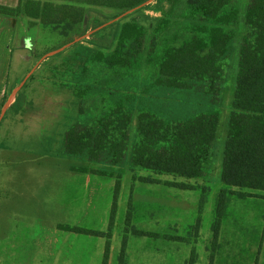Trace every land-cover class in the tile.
I'll list each match as a JSON object with an SVG mask.
<instances>
[{"label": "trees", "instance_id": "trees-1", "mask_svg": "<svg viewBox=\"0 0 264 264\" xmlns=\"http://www.w3.org/2000/svg\"><path fill=\"white\" fill-rule=\"evenodd\" d=\"M235 2L236 0H20L17 8L0 6V16L18 20L23 24L26 34L28 30L34 32L40 29L44 36H48L45 37L46 54L58 51L49 58H62L68 53L63 60L66 65L63 72L76 73L80 84L75 87L65 83L63 86L74 89L77 98L83 100L89 94L99 93L108 99L109 105L105 107V111L86 116L69 128L64 139L66 155L109 166L124 165L129 158L131 166L135 168L156 174L200 179L206 176L218 139L221 116L219 111L212 109L218 103L219 86L229 69V59L234 51L236 33L230 28L237 25L240 19V10ZM181 4L186 8L188 20L193 24L190 27L193 35L179 47L166 48L159 64V76L141 86L142 99L138 104L135 98L125 94L133 89L127 82L119 81L117 84L104 86L97 80L93 83L89 81V75H92L98 65L108 70L138 68L145 49L148 29L136 17L122 25L119 20L108 27H104L105 24L126 15L128 17L139 12H154L163 18L156 29V32H162ZM94 9H107L112 15L107 22H103L93 18L91 11ZM244 21L248 34L243 39L240 50L237 88L227 126L221 182L228 187L264 192V0H250ZM108 30H111L110 33ZM28 35L33 37L32 34ZM77 38L82 40L77 41ZM152 44L155 45V41ZM35 56L38 60L44 57ZM47 62L46 59L43 64ZM99 74L103 80H109L108 74L101 71ZM17 86L0 101V127L3 108ZM194 87L204 96L197 104L176 105L178 117L167 118L156 111L168 103L171 98L169 93H186ZM22 98L23 95L19 92L11 106L12 110L19 106ZM191 110H194L193 115L181 118L182 114ZM136 112L138 125L130 151ZM81 114H85L83 108ZM141 180L155 181L148 178ZM172 184L182 189L194 188L186 184ZM120 188L121 184L118 182L108 233L61 226L78 234L107 237L103 264H109ZM228 193L227 189H223L219 195L213 226V251L218 247ZM206 201L203 194L200 213H203ZM130 219L131 213L128 214V222ZM200 224L201 218L197 230ZM134 234L148 236L138 230ZM171 239L186 241L182 237ZM127 245L125 237L121 264L125 261ZM214 259L213 254L210 264L214 263ZM190 264H194V256Z\"/></svg>", "mask_w": 264, "mask_h": 264}, {"label": "rangeland", "instance_id": "rangeland-1", "mask_svg": "<svg viewBox=\"0 0 264 264\" xmlns=\"http://www.w3.org/2000/svg\"><path fill=\"white\" fill-rule=\"evenodd\" d=\"M235 3L240 10V19L237 25L230 28L236 33L234 51L229 59V69L219 86L218 103L214 104L212 109L220 112L221 121L214 158L206 170V176L200 179H186L156 174L153 171L132 167L129 158L126 164L121 166L108 168L107 165H100L101 168H106L107 172H115V177L93 175L94 179L98 180L97 185H94L98 191V203L96 210L93 211V218L87 219L84 224L95 229L104 227V231L107 232L119 176L121 180L117 222L112 239L115 247L113 264H120L118 257L122 252L125 237H127L129 246L132 247V263L134 254L140 250V246L148 244L152 248L153 257L156 256L155 260L151 262L143 258L140 264H190L192 256H194V264H209L211 255L216 256V252L219 254L216 264H251L257 257L255 248L264 244V192L228 187L221 182L227 126L237 88L240 50L243 39L248 34L244 17L250 0H236ZM186 13V8L182 4L179 5L162 32H156V29L163 18L154 12H139L128 17L126 15L105 24L104 27H108L119 20L122 25L136 17V20L148 29L145 49L138 68L108 70L98 65L92 75H89V81L93 83L97 80L104 86L117 84L119 81L127 82L133 86V89L125 94L135 98L138 104L142 99L141 86L146 81L159 76V64L166 48L179 47L192 37L190 27L193 24L188 20ZM91 15L95 19L107 22L112 12L107 9H94ZM110 31L108 30V33ZM23 32V24L17 21L14 33L7 32L5 37H0V91L3 92V89L7 88V91L11 92L13 87L21 85L27 79L35 66H41V69L36 71L28 82L26 81L21 91L23 98L19 106L9 110L2 121L0 127L2 137L0 140V183L5 177L26 178L33 181L32 184L50 180L47 186H52L54 180L64 181L73 177L78 179L83 175L71 172V167L91 165L85 163L83 159L64 153L66 133L70 127L86 116L105 111V107L109 105L108 99L99 93L89 94L83 100L77 98L74 89L63 86L65 83L75 87L80 84L76 73L65 74L63 72V67L66 66L63 60L68 53H65L62 58H49L58 51L46 54L45 37L48 36H44L40 29L34 32L28 30V34H32L34 38L26 34V31L24 34ZM81 40L77 38V41ZM153 41L155 45L152 44ZM35 55L44 57L38 60ZM46 59L48 62L43 64ZM53 67H57V70H53ZM99 71L108 74L109 80H103L102 75H98ZM17 95L18 93L14 92L12 100ZM169 96L171 98L168 103L156 111L167 118H174L178 117L176 105L180 103L188 106L197 104L204 95L202 96L199 89L194 87L186 93L176 91L169 93ZM82 108L85 114H81ZM193 114L194 110H191L182 114L181 118H187ZM137 115L136 112L132 124L130 151L137 131ZM142 178L155 181L146 182L142 181ZM172 183L186 184L194 188L182 189ZM28 184L30 186H25V196L18 198V201L15 199L12 201L14 207L21 208L19 211H23L22 216L14 214L12 217L5 218L4 206L0 207V238L2 241L6 231L11 229L10 222L12 225L18 224L19 227L20 225L33 226L38 230L49 231L50 228L54 229L58 222L68 220L64 219L59 212L51 210V206L59 205L54 195L29 194L27 190L36 191L38 186L33 185V187L32 184ZM223 189L229 191L227 218L221 228L219 240L221 246L219 250L217 247L216 251H213V225L216 220L219 195ZM203 194L207 201L203 213H200ZM33 203L36 205L34 213H37L34 218L30 216L31 210L29 211V205ZM129 213H131L130 222H128ZM200 218L201 224L197 230L195 226ZM73 220H79V217ZM134 228L151 233L144 232L148 236L139 237L134 234ZM152 233H157L159 236ZM171 237H182L186 241L172 240ZM106 242L107 239L105 247ZM0 247H3V244ZM0 264H6L5 259L0 261Z\"/></svg>", "mask_w": 264, "mask_h": 264}, {"label": "crops", "instance_id": "crops-1", "mask_svg": "<svg viewBox=\"0 0 264 264\" xmlns=\"http://www.w3.org/2000/svg\"><path fill=\"white\" fill-rule=\"evenodd\" d=\"M19 5H20V0H0V6H4L8 8H17ZM17 21L18 20L13 18L0 16V37L1 38L5 37L4 35H6L7 32L14 33ZM39 69H41V66H35L34 69L27 76V79L21 85L17 86L15 90L11 93L8 101L4 106L6 108L1 117L2 121L5 118L8 111L12 110L11 106L15 102L17 97L16 96L14 100H12L14 96V92L16 93L17 90H18L17 93L21 92L24 89L26 83L32 77V75ZM53 70H57V68L53 67ZM7 94H10V91H7V88L3 89V92L0 93V101ZM137 120H138V115H137ZM84 161L85 163H90L91 166L73 165L71 167V172L72 171L73 173L78 172L79 174L83 175L82 177H78V179L76 177H73L64 181L54 180L52 186H47L50 180L38 181L32 184L33 181L26 178L10 179L9 177H5L2 179L0 183V207H2V205L4 206L3 213L5 218L12 217L14 214L16 216L21 215L23 211H19L21 210V208L14 207L12 205V201L14 199L17 200L18 198L21 199L22 197H24L26 193L25 186H30L28 184L30 183L32 184L31 186L33 185L38 186L36 190L37 192L35 190H27V193L32 195L35 194L54 195L55 198L59 201V205L51 206V210H55L56 212H59L61 215L64 216V219H68V220H63V222H58L57 225L54 227V229L50 228L49 231H45L43 229L38 230L33 226L24 227L20 225L19 227L18 224L12 225L10 222L11 229L6 231V233L4 234L5 236H3V241L0 238V246L3 244V247H0V261L5 259L6 264H102V262L104 261L107 242H108L107 237L78 234L61 228V226H67V227L87 229L96 232L108 233L107 231H104V227H102L101 229H95L87 226L84 223H86L87 219L91 220V218H93V211L96 210L95 207L98 203L97 201L98 191L97 188L94 187V185L95 186L97 185L98 180L94 179L93 175L96 176L99 175L96 173H101L100 175L102 176L110 175L112 177H115L116 174L115 172H107L105 170L106 168L104 167L101 168L100 166L101 164L99 163H92L86 160ZM107 166L108 168L116 167L109 165ZM169 176H173V175H169ZM174 177L178 178V176H174ZM118 182L121 184L120 176L119 179L117 180V183ZM34 206L36 207L34 203L33 205H29V211L31 210L32 212L30 216L32 218H34V215H37V213H34V211L36 210ZM226 212H227V208L222 222V227L225 223V219L227 218ZM78 217L79 220H73ZM116 222H117V218H116ZM195 228H197V225L195 226ZM134 230L143 232V230L138 228H134ZM144 232L151 233L146 231ZM152 234L159 236L157 233H152ZM220 236H221V232H220ZM147 238H152V237H147ZM106 239L107 242L105 247ZM220 246L221 245H219L218 243V250ZM95 249L96 251L94 252ZM131 250L132 247L129 246L128 244L124 264H140L143 261V258L151 262L155 260L156 256L153 257L154 254L151 252L152 248L148 244H144L143 246H140V250L134 254L133 263L131 260ZM114 251H115V247L111 241L109 264H113ZM217 253L218 252H216L214 264H216L218 261L217 256L219 254ZM255 255H257V257L255 258V260L251 262V264H264V244H262L260 247L255 248ZM120 257H121V253L120 256L118 257L119 263H120Z\"/></svg>", "mask_w": 264, "mask_h": 264}, {"label": "water", "instance_id": "water-1", "mask_svg": "<svg viewBox=\"0 0 264 264\" xmlns=\"http://www.w3.org/2000/svg\"><path fill=\"white\" fill-rule=\"evenodd\" d=\"M18 92V90L16 91V93Z\"/></svg>", "mask_w": 264, "mask_h": 264}]
</instances>
